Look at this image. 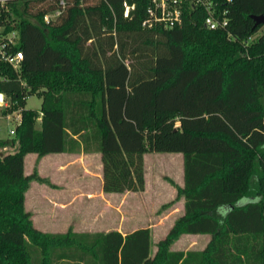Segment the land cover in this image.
<instances>
[{"label": "trees", "instance_id": "trees-1", "mask_svg": "<svg viewBox=\"0 0 264 264\" xmlns=\"http://www.w3.org/2000/svg\"><path fill=\"white\" fill-rule=\"evenodd\" d=\"M60 1L0 0L1 34L16 31L24 54L18 70L0 57V93L24 107L15 136L0 139L18 144L0 150V264H264V22L253 18L264 0H218V29L198 5L180 25L147 27L150 0ZM32 94L39 110L26 107ZM82 149L101 152L115 193L145 189L146 153L183 154L184 212L153 255L148 226L36 227L26 198L43 178L25 173L26 155ZM183 234L210 240L172 249Z\"/></svg>", "mask_w": 264, "mask_h": 264}, {"label": "rangeland", "instance_id": "rangeland-1", "mask_svg": "<svg viewBox=\"0 0 264 264\" xmlns=\"http://www.w3.org/2000/svg\"><path fill=\"white\" fill-rule=\"evenodd\" d=\"M264 27L260 30L263 31ZM2 102V101H1ZM42 98L38 94L28 95L26 107L39 110ZM41 118V117H40ZM40 127V121L37 122ZM15 146H3L2 152H13ZM59 153H49L38 158L37 153H28L25 158V173L38 172L43 180H33L27 191L26 208L34 214L36 225L49 232L54 231L51 225L52 209L48 205L46 196L55 193L53 182L58 179L53 172L52 160ZM93 167L98 163L95 158L90 161ZM146 186L139 191L125 193L111 192L108 196L109 205L102 207L99 201H76L71 209L73 228L79 232H94L109 228H120L123 231L149 226L152 229L151 250L154 254L158 242L164 238L177 218L184 212V198L178 196V185L184 183V161L180 152H148L145 154ZM74 183L81 187L80 178ZM92 186L98 187L95 180ZM98 200V199H97ZM68 216L67 218H69ZM91 220V222H90ZM210 235L189 236L181 235L171 245L172 249H202Z\"/></svg>", "mask_w": 264, "mask_h": 264}, {"label": "crops", "instance_id": "crops-1", "mask_svg": "<svg viewBox=\"0 0 264 264\" xmlns=\"http://www.w3.org/2000/svg\"><path fill=\"white\" fill-rule=\"evenodd\" d=\"M57 158H53V172L57 173L56 179L53 182L55 193H52V196L49 195L45 197L48 201L49 207L52 209V220L51 225L54 233L57 232H65L71 226L72 216L70 215V209L72 205L82 199L86 202L99 201L102 207H107L109 204V195L111 192H105L103 189V173H102V160H101V152L97 150L85 151L84 149L76 152H58ZM39 158V157H38ZM98 161L95 167L90 163L91 160ZM79 177L81 182V187L76 188L74 183L77 182L76 178ZM95 180L98 184V187L95 188L92 186V181ZM98 199V200H97ZM27 204V198H26ZM30 211V210H29ZM70 216L69 218H67ZM32 218L34 221V214L32 213ZM91 222V220H90ZM34 224L36 225L35 221ZM36 227H38L36 225ZM144 227V226H142ZM149 227V226H148ZM39 228V227H38ZM140 228V227H138ZM151 230V240H152V229ZM40 229V228H39ZM111 229H117L121 231L123 234L127 232L133 231H123L120 228H109L107 230H97L107 232ZM171 229V228H170ZM46 231V230H45ZM170 231V230H169ZM49 232V231H48ZM189 236H199L205 234H183ZM163 239V238H162ZM186 250V249H185ZM151 255L152 250H151Z\"/></svg>", "mask_w": 264, "mask_h": 264}, {"label": "built area", "instance_id": "built-area-1", "mask_svg": "<svg viewBox=\"0 0 264 264\" xmlns=\"http://www.w3.org/2000/svg\"><path fill=\"white\" fill-rule=\"evenodd\" d=\"M4 0H1L3 2ZM65 5V1H60ZM218 0H150L146 9V17L143 24L147 27L155 25H164L165 27H174L183 22V14L186 9L192 6H201L207 10V16L204 24L210 29L224 28L228 24V18L220 15L218 11ZM131 7L134 5H126L125 15L129 14ZM61 9H56L45 15V20L58 16ZM225 13V11H223ZM252 39V37H251ZM19 35L16 31L3 35L0 31V57L10 63L15 69H19L24 58L23 51L16 49ZM17 101L12 102L4 95V100L0 101V139L13 138L16 134L17 126L22 121L23 106H16Z\"/></svg>", "mask_w": 264, "mask_h": 264}, {"label": "water", "instance_id": "water-1", "mask_svg": "<svg viewBox=\"0 0 264 264\" xmlns=\"http://www.w3.org/2000/svg\"><path fill=\"white\" fill-rule=\"evenodd\" d=\"M253 18L256 21V24L263 23L264 22V15H253ZM4 100V93H0V101Z\"/></svg>", "mask_w": 264, "mask_h": 264}]
</instances>
